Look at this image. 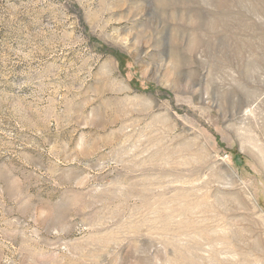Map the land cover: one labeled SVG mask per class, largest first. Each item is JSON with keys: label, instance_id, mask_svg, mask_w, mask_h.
<instances>
[{"label": "rangeland", "instance_id": "obj_1", "mask_svg": "<svg viewBox=\"0 0 264 264\" xmlns=\"http://www.w3.org/2000/svg\"><path fill=\"white\" fill-rule=\"evenodd\" d=\"M0 264H264V0H0Z\"/></svg>", "mask_w": 264, "mask_h": 264}]
</instances>
